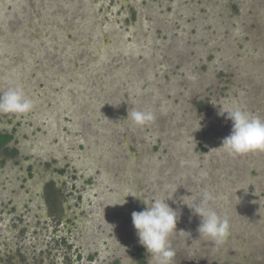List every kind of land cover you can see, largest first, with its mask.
<instances>
[{"label": "rangeland", "instance_id": "obj_1", "mask_svg": "<svg viewBox=\"0 0 264 264\" xmlns=\"http://www.w3.org/2000/svg\"><path fill=\"white\" fill-rule=\"evenodd\" d=\"M12 87L33 108L0 112L13 136L0 149V204L16 209L0 210V264H157L132 212L173 192L172 264L238 263L209 254L217 246L199 237L190 207L238 171L240 192L215 201L230 223L221 246H234L244 213L234 201L224 214L221 200L246 203L252 162L259 182L263 161L221 147L232 121L218 112L264 118V0H0V94ZM133 110L155 118L136 126ZM51 179L60 191L44 216Z\"/></svg>", "mask_w": 264, "mask_h": 264}, {"label": "clouds", "instance_id": "obj_2", "mask_svg": "<svg viewBox=\"0 0 264 264\" xmlns=\"http://www.w3.org/2000/svg\"><path fill=\"white\" fill-rule=\"evenodd\" d=\"M32 108L33 101L26 97L20 87L9 88L0 94V112L24 114ZM218 115L232 121L231 132L223 138L221 146L229 155L264 152V118L253 116L239 107H221ZM127 118L136 126L142 127L153 121L155 116L151 110H133L128 112ZM173 193L166 200L155 199L149 202L141 198L146 208L132 212V222L139 243L146 248L150 256L155 257L157 264H172L175 256L170 246V236L176 232L179 212L166 202L173 197ZM213 199L212 193L205 191L200 203L194 208L185 204L200 217L197 228L199 237L210 239L214 246H221L230 234V223L227 217L222 218L215 210L207 207L208 202Z\"/></svg>", "mask_w": 264, "mask_h": 264}, {"label": "flooded vegetation", "instance_id": "obj_3", "mask_svg": "<svg viewBox=\"0 0 264 264\" xmlns=\"http://www.w3.org/2000/svg\"><path fill=\"white\" fill-rule=\"evenodd\" d=\"M0 134L1 135H6L8 138L6 140H4L3 142L0 143V149H4L5 152L7 151L9 147V143L12 140L13 136L11 134H9L8 132H3L0 130ZM16 151L15 148H12L11 152L14 153ZM196 152H198V150H196ZM207 152V151H202V153ZM255 155H260V158L262 159V169L260 171H262V177L260 178L259 182H257V170L255 168V164H256V156L252 162V168L249 170V174L250 176H252V186L250 187V191H251V195L249 193L248 195V200L246 203L239 202L237 200V197H240V195L238 194L237 196L234 194H231L229 192V200L228 201H224L221 200V209L222 212H224V214L228 211V213H232L234 211V208L237 207V205L234 204V201L238 204H240L242 212L244 213L242 215L241 218L238 219V217L235 216V219H233V223L235 221V228L236 230L234 231L233 234V238L235 239V242H233V247H230L229 244H227V247L224 246H217V249H210L209 254H211L212 257H214V259H216L217 257L219 258V260L222 259V263H225V260L227 256H231L232 259L234 261H238L237 264H253L256 259L258 258L259 254L264 253V152H254ZM242 160H245L242 159ZM251 159L248 158V163L250 164ZM205 169V167H204ZM219 170V171H218ZM223 171V167H219L217 168L216 172H222ZM64 173V172H63ZM236 174V173H235ZM233 176V175H232ZM237 179H235V176L232 177V179L237 180V182H235L236 184L229 183L228 181L225 182L223 184V182L218 183V186H214V188L216 187L218 189V193L215 199L211 200L213 201L215 204V206H213V210H217V213L219 215L221 211H219V206L218 201L219 198H221L220 193L224 191H229L231 190L232 186L235 185V188H233L236 192H240L241 190V186H240V179H239V175H238V171H237ZM221 180H227L226 176L224 174H222ZM215 184V183H214ZM204 186V185H203ZM20 189H22V185L20 187ZM258 189V190H257ZM261 189V190H259ZM233 190V191H234ZM60 191L59 186L55 185V182L53 179L49 180V182L46 185V189L45 191H43V194L41 195L42 198V206H43V210H41V214H43L44 216H46V212L51 211L52 205H56L57 200H58V192ZM62 191V190H61ZM260 193V194H257ZM262 192V193H261ZM234 196V198H233ZM241 198V197H240ZM232 199V200H230ZM10 204L8 203H2L0 204V210H4L7 209V213H14V211L16 210L15 207L12 209L9 207ZM234 207V208H233ZM259 207H261L259 209ZM226 208V210H225ZM231 208H233V211H231ZM238 215V214H237ZM234 216V214H233ZM239 216V215H238ZM228 218V217H227ZM239 221V223H238ZM56 225V222H54ZM242 238H245L247 240V242L242 241ZM237 245V246H236ZM228 249V250H227ZM239 249H244V251L246 252L247 255H250L249 257V261L245 262V261H241L242 259V253H239ZM79 253V252H78ZM138 253V252H137ZM137 256V255H136ZM140 259V256L139 258ZM137 259V262L139 261ZM213 259V260H214ZM79 260H81L79 258ZM94 260V258L92 259ZM92 263V261H91ZM235 263V262H234ZM45 264V263H44Z\"/></svg>", "mask_w": 264, "mask_h": 264}, {"label": "trees", "instance_id": "obj_4", "mask_svg": "<svg viewBox=\"0 0 264 264\" xmlns=\"http://www.w3.org/2000/svg\"><path fill=\"white\" fill-rule=\"evenodd\" d=\"M8 137L6 135H1L0 134V143L6 140Z\"/></svg>", "mask_w": 264, "mask_h": 264}]
</instances>
